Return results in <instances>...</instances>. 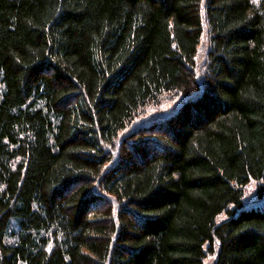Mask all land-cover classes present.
<instances>
[{"label":"trees","instance_id":"obj_1","mask_svg":"<svg viewBox=\"0 0 264 264\" xmlns=\"http://www.w3.org/2000/svg\"><path fill=\"white\" fill-rule=\"evenodd\" d=\"M0 264H264V0H0Z\"/></svg>","mask_w":264,"mask_h":264},{"label":"rangeland","instance_id":"obj_2","mask_svg":"<svg viewBox=\"0 0 264 264\" xmlns=\"http://www.w3.org/2000/svg\"><path fill=\"white\" fill-rule=\"evenodd\" d=\"M246 189H249V191H248V194H247V195L251 194V186H249V187H248V188H246Z\"/></svg>","mask_w":264,"mask_h":264}]
</instances>
